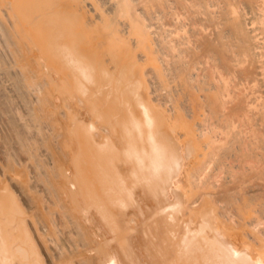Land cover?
Segmentation results:
<instances>
[{"label":"bare ground","instance_id":"6f19581e","mask_svg":"<svg viewBox=\"0 0 264 264\" xmlns=\"http://www.w3.org/2000/svg\"><path fill=\"white\" fill-rule=\"evenodd\" d=\"M0 264H264V0H0Z\"/></svg>","mask_w":264,"mask_h":264}]
</instances>
